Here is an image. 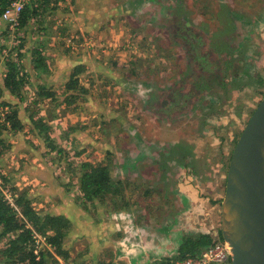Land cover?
<instances>
[{
	"label": "rangeland",
	"instance_id": "1",
	"mask_svg": "<svg viewBox=\"0 0 264 264\" xmlns=\"http://www.w3.org/2000/svg\"><path fill=\"white\" fill-rule=\"evenodd\" d=\"M43 5L14 33L0 20V100L23 125L3 134L0 180L41 216L68 220V259L48 263L171 264L184 235L217 239L232 152L264 96V0ZM82 61L87 93L65 105ZM7 62L22 72L18 97L3 87ZM32 118L48 127L51 151ZM84 163L109 164L122 197L85 202Z\"/></svg>",
	"mask_w": 264,
	"mask_h": 264
},
{
	"label": "trees",
	"instance_id": "2",
	"mask_svg": "<svg viewBox=\"0 0 264 264\" xmlns=\"http://www.w3.org/2000/svg\"><path fill=\"white\" fill-rule=\"evenodd\" d=\"M15 0H0V17ZM30 1V0H29ZM43 6H46L48 0H31L25 2L19 15L18 27H24L29 23ZM35 68L40 71L48 69V61L42 56L41 51L35 50L33 54ZM72 70L65 84L66 101L69 105L82 98L81 94L87 93V89L80 85L79 75L87 71L86 63L75 62L72 64ZM23 77L19 76V68L13 63H6V74L3 77V87L13 96H17L23 87ZM0 107H8L9 112L5 116V121H0V151L4 148V133H14L22 129L23 125L18 118L17 111L9 107L3 101H0ZM12 109V110H11ZM8 123V126H6ZM37 136L52 148L54 141L48 135V127L43 124V119H31ZM54 149V148H53ZM52 149H50L51 151ZM110 165L107 163H84L82 164V174L79 178L80 191L85 202H94V200L104 201L122 197L121 182H114L110 175ZM3 180V177H2ZM13 190V189H12ZM14 191V190H13ZM16 191V190H15ZM12 195H15L13 193ZM16 196V195H15ZM21 217L4 200L0 194V238H5V246L0 250V264H49V260L55 261V255L62 259H68L64 250V238L67 235L69 222L62 216L44 215L41 216L31 207L25 194L19 193L14 198ZM115 205H118L116 202ZM33 231L44 236L47 243L52 247L53 252L40 251V257L36 259L33 254ZM218 238L206 233H195L184 235L178 244L177 253L173 261L182 260L187 257H196L204 249L221 242V233L218 232ZM169 261V260H168ZM168 261L162 263L166 264ZM172 261V260H171ZM228 264H231L229 261Z\"/></svg>",
	"mask_w": 264,
	"mask_h": 264
},
{
	"label": "water",
	"instance_id": "3",
	"mask_svg": "<svg viewBox=\"0 0 264 264\" xmlns=\"http://www.w3.org/2000/svg\"><path fill=\"white\" fill-rule=\"evenodd\" d=\"M236 196L244 208L246 225L243 231L233 230L230 239L222 226L223 210L231 207ZM221 204L220 233L230 246L231 264H264V96L233 149Z\"/></svg>",
	"mask_w": 264,
	"mask_h": 264
},
{
	"label": "built area",
	"instance_id": "4",
	"mask_svg": "<svg viewBox=\"0 0 264 264\" xmlns=\"http://www.w3.org/2000/svg\"><path fill=\"white\" fill-rule=\"evenodd\" d=\"M26 0H15L10 3L9 7L1 15L0 20L8 23L9 28L12 33L19 31V15L25 4ZM9 30V29H8ZM9 30V31H10ZM19 76L22 77V72L19 69ZM9 112L8 107H0V121L4 123L5 114ZM8 126V123H6ZM0 194L3 196L4 200L17 212L21 217L20 212L15 205L14 197L8 189L2 186V181L0 180ZM33 241V254L36 256V259L40 257V250H49L50 246L46 243V238L33 231L32 234ZM230 249L229 246L225 243H215L214 245L204 249L196 257H187L182 260H177L171 264H222L229 258Z\"/></svg>",
	"mask_w": 264,
	"mask_h": 264
},
{
	"label": "bare ground",
	"instance_id": "5",
	"mask_svg": "<svg viewBox=\"0 0 264 264\" xmlns=\"http://www.w3.org/2000/svg\"><path fill=\"white\" fill-rule=\"evenodd\" d=\"M236 186V183L233 184ZM231 207H225L223 210L224 220H223V228L225 233L230 239L233 238L232 231L237 230L238 232L243 231L246 225L245 219V211L242 207L239 197H234L231 200ZM229 246V245H228ZM230 247V246H229Z\"/></svg>",
	"mask_w": 264,
	"mask_h": 264
},
{
	"label": "crops",
	"instance_id": "6",
	"mask_svg": "<svg viewBox=\"0 0 264 264\" xmlns=\"http://www.w3.org/2000/svg\"><path fill=\"white\" fill-rule=\"evenodd\" d=\"M96 1V0H95ZM1 101V100H0ZM216 199V196L212 199V200H215ZM215 206H216V204H215ZM171 231V230H170ZM204 233H208V232H204ZM212 236H214L215 234H214V232L212 231L211 233H210ZM142 238H144V235L142 236ZM152 249H154V251L156 250V249H161L162 250V255H156V254H154L153 253V257H171V252H167V251H164L163 250V247H158V248H154L153 246H151L150 247V249H148V250H152ZM177 249V248H176ZM163 252H164V254H163ZM177 253V252H176Z\"/></svg>",
	"mask_w": 264,
	"mask_h": 264
}]
</instances>
